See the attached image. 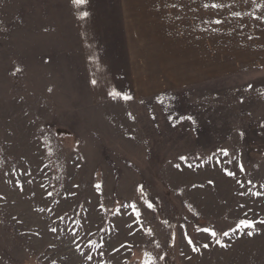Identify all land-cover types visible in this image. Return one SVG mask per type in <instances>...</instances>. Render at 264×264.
Returning a JSON list of instances; mask_svg holds the SVG:
<instances>
[{
  "label": "rangeland",
  "instance_id": "1",
  "mask_svg": "<svg viewBox=\"0 0 264 264\" xmlns=\"http://www.w3.org/2000/svg\"><path fill=\"white\" fill-rule=\"evenodd\" d=\"M100 1L0 0V264H264V0Z\"/></svg>",
  "mask_w": 264,
  "mask_h": 264
},
{
  "label": "snow or ice",
  "instance_id": "2",
  "mask_svg": "<svg viewBox=\"0 0 264 264\" xmlns=\"http://www.w3.org/2000/svg\"><path fill=\"white\" fill-rule=\"evenodd\" d=\"M73 2H74L75 4H77V5H80V4L84 3L85 0H73ZM173 7H175V5H173ZM204 7H212V8H215V9H220V8H224L225 5H224V4H221V3H213V4H211V5L205 4ZM84 15H87V13H85ZM232 15H234V16H240L241 14H240L239 12H234V13H232ZM223 22H224V21L219 20V19L215 21L216 24H222ZM95 83H96V81H93V84H95ZM112 95L115 97V96H119V95H121V94H120V93H115V92H114V93H112ZM123 99H125V100H129V99H131V97L128 96V95H123ZM188 119H192V117H188ZM193 122H194V121H193ZM241 135H243V133H241ZM221 151H222L225 155L228 154L226 149H222ZM181 159H186V158H185V157H181ZM177 167H179V165H177ZM241 171H243V166H241ZM227 174H228L229 176H234V175H235V173H233V172H228ZM209 183H212V182L210 181ZM238 183H239V181H238ZM249 183H251V181H249ZM241 186L243 187V185H241ZM97 187H100V186L97 185ZM141 191H143V187H142V186H141ZM242 194H243V193H242ZM49 195H50V193H49ZM256 195H260V193H256ZM128 207H131V208H133L134 210H136V205H135V204L128 205ZM148 207H149V208H154V205H153L152 203H149V204H148ZM136 211H137V214L139 215L138 210H136ZM260 223H261V224H264V221H260ZM240 226L247 227V228H253V227H255V225H254L253 222L248 221V220H246V219L240 221ZM52 231H56V229H52ZM202 231L210 232V234H211L212 237H216V236H217V233H216L214 230H210V229H202ZM233 231H235V229H233ZM248 234L251 235L252 233L250 232V233H248ZM223 235L227 236V235H229V233H228V232H224ZM216 242H217V243H220L219 240H217ZM188 243H189L190 245L193 244V241L191 240V238L188 239ZM158 246H159V245H158ZM203 247H204V248H208L209 245H208V244H204ZM193 250L198 251V249L195 248L194 245H193ZM88 259H91V257H88ZM161 259H163V257H161ZM152 264H154V262H152Z\"/></svg>",
  "mask_w": 264,
  "mask_h": 264
},
{
  "label": "crops",
  "instance_id": "3",
  "mask_svg": "<svg viewBox=\"0 0 264 264\" xmlns=\"http://www.w3.org/2000/svg\"><path fill=\"white\" fill-rule=\"evenodd\" d=\"M105 0H103V1H100V3H103V4H105ZM92 3V0H85V2L84 3H82V4H80V5H77V9H78V11H82L83 10V6H90V4ZM93 3H95V1H93ZM92 3V4H93ZM242 45V46H241ZM244 47H246L245 45H244V42H241V44H240V49H244ZM249 46H247L246 47V49H248V50H252V51H256V52H259V48H257L256 50H253L254 48H248ZM239 49V50H240ZM257 54V53H256Z\"/></svg>",
  "mask_w": 264,
  "mask_h": 264
}]
</instances>
